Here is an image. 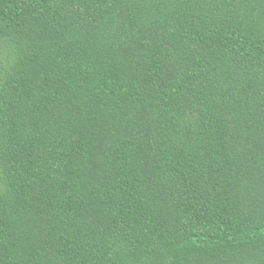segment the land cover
<instances>
[{
    "label": "trees",
    "instance_id": "1",
    "mask_svg": "<svg viewBox=\"0 0 264 264\" xmlns=\"http://www.w3.org/2000/svg\"><path fill=\"white\" fill-rule=\"evenodd\" d=\"M0 264H264V0H0Z\"/></svg>",
    "mask_w": 264,
    "mask_h": 264
}]
</instances>
